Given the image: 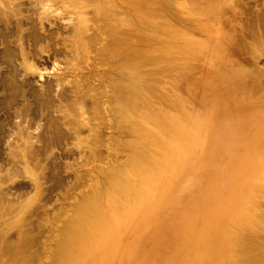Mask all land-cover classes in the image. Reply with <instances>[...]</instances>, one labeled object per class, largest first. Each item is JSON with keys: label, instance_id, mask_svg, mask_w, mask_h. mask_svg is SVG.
I'll use <instances>...</instances> for the list:
<instances>
[{"label": "bare ground", "instance_id": "6f19581e", "mask_svg": "<svg viewBox=\"0 0 264 264\" xmlns=\"http://www.w3.org/2000/svg\"><path fill=\"white\" fill-rule=\"evenodd\" d=\"M233 3L0 0V264H264V14Z\"/></svg>", "mask_w": 264, "mask_h": 264}, {"label": "rangeland", "instance_id": "374dc122", "mask_svg": "<svg viewBox=\"0 0 264 264\" xmlns=\"http://www.w3.org/2000/svg\"><path fill=\"white\" fill-rule=\"evenodd\" d=\"M233 1L234 3L232 4V6L228 7L229 10H228V14L226 15L227 17L224 18L223 20L224 22L223 27H225V25L226 26L236 25V24L239 25L240 23L247 22L252 17L253 18L260 17L261 15L264 14V0H233ZM226 22L229 24H226ZM263 59L262 61L264 62ZM77 165L73 164L71 166V169H67L66 172L68 174H73L74 171L80 169L83 172L87 173L88 169L90 168L89 165H81V166H77ZM55 193L56 192H54V194L50 197V199L46 203L45 208L40 210L44 214L36 216L34 215V213H32V219H38L44 215H48L49 221L51 222V227L44 228L43 229L44 233H41V236H40L42 240H45V241L49 240L54 234L52 231V224L59 226L60 224L58 220L62 216L71 213L67 205L68 200L62 199V196L58 195V193L56 194ZM56 215H59L60 217L57 221H55V218H54ZM37 232H38V229H34L32 233L35 234ZM54 232H55V229H54ZM45 246L47 247L46 244Z\"/></svg>", "mask_w": 264, "mask_h": 264}]
</instances>
